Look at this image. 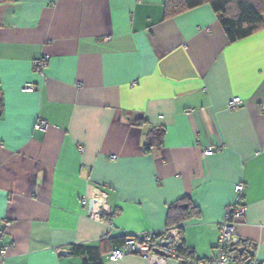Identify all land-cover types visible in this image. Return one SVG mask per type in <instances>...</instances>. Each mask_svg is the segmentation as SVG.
<instances>
[{"label": "crops", "instance_id": "0c3cea01", "mask_svg": "<svg viewBox=\"0 0 264 264\" xmlns=\"http://www.w3.org/2000/svg\"><path fill=\"white\" fill-rule=\"evenodd\" d=\"M163 1L0 0V264H81L72 244L144 264L109 260L113 239L161 231L181 197L196 206L183 243L212 258L239 182L237 235L264 258V12L229 41L208 3L163 17ZM95 188L97 216L80 201Z\"/></svg>", "mask_w": 264, "mask_h": 264}, {"label": "built area", "instance_id": "2783aa9c", "mask_svg": "<svg viewBox=\"0 0 264 264\" xmlns=\"http://www.w3.org/2000/svg\"><path fill=\"white\" fill-rule=\"evenodd\" d=\"M48 54H40L33 60V69L38 73H43L47 65ZM36 88L35 83L26 81L22 84V91H32ZM241 99L238 96L231 97L227 102V107H236L240 104ZM260 108L264 110V103H261ZM47 122L44 119H38L33 127L42 130L46 127ZM79 149L82 146L79 145ZM216 150L212 145H207L201 151V155H209ZM115 158L116 155H110ZM243 183H235L234 191L236 192L235 201L226 205L223 209V215L218 222V235L216 238L215 249L216 253L212 258H196L177 251V247L181 245V235L176 227L163 228L162 236L158 241L151 239L149 232L141 234L127 235L120 246H113L108 253L109 260H115L125 254L134 253L144 259V264H165L166 257H175L184 264H231L228 256L230 247L239 244L240 238L237 235V226L240 224L244 214V204L241 200ZM80 201L89 203L90 215H95L105 207L106 195L105 192L96 188L86 194L80 196ZM95 212L92 213V209ZM165 240V244L161 242ZM10 243H4L0 248V253H5ZM161 249L163 253L157 252L155 249ZM247 264H264V258L250 256Z\"/></svg>", "mask_w": 264, "mask_h": 264}, {"label": "trees", "instance_id": "16d2710c", "mask_svg": "<svg viewBox=\"0 0 264 264\" xmlns=\"http://www.w3.org/2000/svg\"><path fill=\"white\" fill-rule=\"evenodd\" d=\"M208 3L217 15L224 32L229 41H234L252 34L261 28V13L264 12V0H164L163 1V17H170L177 13L183 12L191 7L202 3ZM152 137H149L145 148H149V144H154ZM160 135V134H159ZM158 135V136H159ZM195 205L190 201H185V197H181L168 205L167 220L165 228L176 227L181 235V222L192 214L196 213ZM112 214H109L110 217ZM127 235L113 239L115 244H122ZM162 236V232L152 233L151 239L155 240ZM250 249L245 241L240 239L239 244L232 246L228 250V256L231 264H244L246 254L244 249ZM71 253L80 254L82 256L81 264H103L98 249L94 246L72 244L68 250ZM179 253L191 256V251L185 246L181 236V245L177 247Z\"/></svg>", "mask_w": 264, "mask_h": 264}, {"label": "water", "instance_id": "95a60500", "mask_svg": "<svg viewBox=\"0 0 264 264\" xmlns=\"http://www.w3.org/2000/svg\"><path fill=\"white\" fill-rule=\"evenodd\" d=\"M89 205H90V204H89ZM161 244H165V240H163V241L161 242ZM243 249H244V247H242V248L239 249V250L242 251ZM155 250H156L157 252H159V253H163L161 249L156 248ZM244 252H245V254H246V258L244 259V264H247L248 261H249V257L253 255V250H252V249H246V248H245V249H244Z\"/></svg>", "mask_w": 264, "mask_h": 264}]
</instances>
